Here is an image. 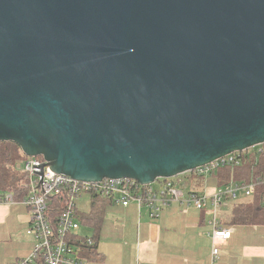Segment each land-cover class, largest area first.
I'll return each instance as SVG.
<instances>
[{
    "label": "water",
    "instance_id": "95a60500",
    "mask_svg": "<svg viewBox=\"0 0 264 264\" xmlns=\"http://www.w3.org/2000/svg\"><path fill=\"white\" fill-rule=\"evenodd\" d=\"M0 142L142 185L263 144L264 0H0Z\"/></svg>",
    "mask_w": 264,
    "mask_h": 264
},
{
    "label": "crops",
    "instance_id": "0c3cea01",
    "mask_svg": "<svg viewBox=\"0 0 264 264\" xmlns=\"http://www.w3.org/2000/svg\"><path fill=\"white\" fill-rule=\"evenodd\" d=\"M254 156L257 165L261 161L255 153ZM211 172L203 176L186 172L178 180L186 187L190 185L189 191L211 195L225 186L220 184L222 178L218 173ZM232 175L229 183L238 181ZM258 175L261 174L251 173L248 180ZM262 176L264 180V173ZM90 197L83 195L77 200V211H89ZM257 199L254 194L239 193L235 200L225 199L215 214L210 204L200 210L192 205L172 203L154 218L146 206L138 207L135 201L127 206L113 201L106 208L97 240L98 254L85 258L86 264H264V223L240 224L234 219L236 209ZM258 202L264 203V198ZM86 205L88 210H82ZM143 207L147 208L145 214L141 211ZM213 219L220 226L232 228L230 238L219 247L216 261L211 259ZM169 226L176 227L175 235L168 232ZM28 227L29 212L23 203L0 199V264H15L33 253L36 241L27 234ZM79 229L76 233L88 235Z\"/></svg>",
    "mask_w": 264,
    "mask_h": 264
},
{
    "label": "built area",
    "instance_id": "2783aa9c",
    "mask_svg": "<svg viewBox=\"0 0 264 264\" xmlns=\"http://www.w3.org/2000/svg\"><path fill=\"white\" fill-rule=\"evenodd\" d=\"M256 156H261L264 162V143L253 147ZM241 162L239 152L231 153L204 166L191 171L196 176L207 175L218 167L237 165ZM16 168L27 176V195L20 200L29 212V227L27 234L35 239L33 253L15 264H26L34 256L41 255L45 264H86L78 257L74 245L69 240L71 233L79 229L77 217V200L83 195L108 196L115 202L127 206L135 201L140 206H146L152 218L172 203H183L186 207L192 205L196 209H203L208 204L213 213L225 199L235 200L239 193L251 196L260 182L258 177L249 181H232L219 187L208 195L198 194L194 191H185V184L178 179H159L160 188L154 189L153 184L142 185L131 178H103L97 182L76 180L68 175L55 173L47 166L46 161L38 157H22L16 163ZM175 178V177H174ZM158 181V180H157ZM155 181V182H157ZM63 194L67 197L64 209L57 216L56 227L53 226L48 214V201L51 195ZM4 201H12L11 193L3 197ZM211 259L216 261L219 247L226 242L232 233V228L220 226L214 219Z\"/></svg>",
    "mask_w": 264,
    "mask_h": 264
},
{
    "label": "trees",
    "instance_id": "16d2710c",
    "mask_svg": "<svg viewBox=\"0 0 264 264\" xmlns=\"http://www.w3.org/2000/svg\"><path fill=\"white\" fill-rule=\"evenodd\" d=\"M251 151L252 149H249V151L239 152L241 156V162L239 164L221 166L211 173H218V176L222 178L220 181L221 185L229 184L230 176L232 175L231 173H233L232 179L238 181H249L248 178L251 176V173L261 174L256 177L263 180L262 174L264 173V168L263 164H261V156H259V161L261 162L257 161V165H255V151ZM22 157L26 156L21 152L18 145L13 142H0V199H3L8 192L11 193L14 201H20L27 195L28 191L25 186L27 176L25 173L20 172L15 165L16 161ZM179 177L180 175L177 176L176 179H179ZM257 197L258 199L260 198V200H263L264 198V182H260L255 188L254 198L257 199ZM258 199L251 203H243L234 211V219L236 223H264V203H259ZM47 201L49 218L52 221L53 226L56 227L57 216H59L61 211L64 209L67 197L63 194L51 195ZM90 201L89 211L87 213L77 211V217L79 223L93 228L92 235L88 236L73 232L69 237V240L75 247L76 254L84 261H87L85 258H94L98 254V252H96L97 240L106 215V208L114 200L108 196L93 195L90 197ZM26 264L45 263L41 255H36Z\"/></svg>",
    "mask_w": 264,
    "mask_h": 264
},
{
    "label": "rangeland",
    "instance_id": "374dc122",
    "mask_svg": "<svg viewBox=\"0 0 264 264\" xmlns=\"http://www.w3.org/2000/svg\"><path fill=\"white\" fill-rule=\"evenodd\" d=\"M183 177V175L181 174L180 175V178H182ZM173 179H176V177L175 178H173ZM160 181V180H159ZM159 181H157V182H154L153 183V187H154V189H159L160 188V183H159ZM188 189H190V185L189 186H187V187H185V191H189ZM83 200H85L86 199V197H84V198H82ZM82 210H88V206L86 205L85 207H83L82 208ZM147 208H145V207H143L142 208V214H145L147 211ZM143 219V218H142ZM141 219V220H142ZM79 231H81L82 233H84V234H88V235H92V232H93V228H91V227H89V226H86L85 224H82V223H80V226H79ZM173 228H175L176 229V227H174V226H169V230H168V232L170 233V234H172V235H175V233H176V230L175 229H173Z\"/></svg>",
    "mask_w": 264,
    "mask_h": 264
}]
</instances>
